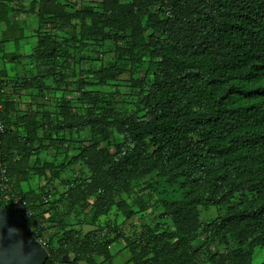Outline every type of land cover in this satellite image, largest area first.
Listing matches in <instances>:
<instances>
[{"label": "trees", "instance_id": "trees-1", "mask_svg": "<svg viewBox=\"0 0 264 264\" xmlns=\"http://www.w3.org/2000/svg\"><path fill=\"white\" fill-rule=\"evenodd\" d=\"M41 1L55 9L39 15L36 44L24 55L39 67L54 64L66 46L72 48V59L64 58L62 69L71 62L86 76L80 45L112 42L119 45L114 64L97 70L89 65L87 75L97 76L93 87L106 86L144 59L151 80L141 84L133 112L108 117L95 112L100 99L89 90L92 84L77 79L81 96L76 104L86 108V115L60 108L59 120L52 117L57 108L47 111L50 103L33 106L32 100V110L14 116L15 103L5 99L15 92H6L3 87L11 83L0 80L5 126L0 162L8 195L24 198L33 217L24 221L2 201L0 208L17 216L32 238L31 229L43 225L36 200L38 207L48 206L56 197L63 208L80 207L96 219L99 234L84 237L65 223L49 227L54 232L45 247V264L64 263L69 256L70 264H97L95 258L107 260L122 250L129 252L124 264H252L254 250L264 248V0H70L62 7L60 0ZM62 26L77 27L78 35L64 37ZM61 36L63 45L55 41ZM9 59L20 62L21 56ZM36 80L26 79L22 87L30 89ZM85 128L94 138L79 145L73 161L82 169L71 180L52 184L35 200L31 191L19 190L17 184L27 179L18 175L24 169L26 174L35 141L42 151L66 152L59 134ZM152 176L172 188L162 203L163 218L136 234L132 242L142 238L139 250L124 238L123 247L112 250L102 243L109 213L119 212L124 219L134 214L121 197ZM205 203L223 205L224 210L209 222L201 221L198 208ZM166 225L169 230L163 229ZM174 238L179 239L169 244Z\"/></svg>", "mask_w": 264, "mask_h": 264}, {"label": "rangeland", "instance_id": "rangeland-1", "mask_svg": "<svg viewBox=\"0 0 264 264\" xmlns=\"http://www.w3.org/2000/svg\"><path fill=\"white\" fill-rule=\"evenodd\" d=\"M68 1L70 0H60L59 6L62 7L63 4L68 3ZM77 1L87 2V0ZM87 3L89 4V2ZM76 28L62 26L59 30L63 31L64 37L68 38L72 34L78 35V30ZM35 30L36 29L27 37L28 40H22L23 43L21 45L23 46L24 44V46L21 49H17L18 47H16L15 50L8 48V51L14 50L12 54L21 56L20 62H17V60L13 62L12 60L4 61L0 59V62L2 61L0 63V80L11 83L3 88H5L4 90H6V92H11L9 90L12 88L15 92L14 94L19 98L17 99L16 96L11 97V95H6L5 100H8L7 96L10 97L7 102L15 103V106L11 104L14 116L20 117L28 113L29 110H32L29 104L31 100L34 104L33 106L41 107L50 103V105H45L48 107L47 111H54L57 108L55 111L56 115H52L55 120H59L57 112L60 108L67 110L68 114L72 113L75 115L78 111L79 114L77 115H86V108L83 109L81 105L76 104L77 98L81 96L79 93H76L78 89L76 83L77 79H81L86 82V84H92L89 90L93 91V93H97L99 96L100 103L95 109V112H100L105 116L108 115V117H115L121 115L125 116L135 110L141 84L145 83V85H148L147 82L151 80V69L149 68L147 59H144L142 63L137 62L134 66H129L126 73L117 77L116 80L109 82L106 86L96 85L97 87H93V83L97 79V76L93 77L92 75H87V72L90 71L89 65L92 69L95 68L97 70L103 64H114V51L119 45L112 42H106L101 47L94 46L90 42H87L85 45H80L79 49L81 48V52H79V55L81 58L87 60V64H83L85 62L84 60L81 62L82 70L84 69L86 72L85 76L84 73L80 74L77 64L73 63V67H71V62L69 65L67 64V69H62L65 63L63 62L64 58H69L70 61L72 59V57H70L72 48H69V53V50H67L68 47L66 46H64V48L62 46L60 49L61 53L60 56L57 57L56 62L54 64L46 62V66L42 65L39 67L38 62L24 56L29 54L33 49L32 47L36 44L37 39ZM43 32L44 31H42V33ZM63 40L64 38H62V36L60 38H55V41H61L60 45H63ZM121 45L122 44H120V46ZM65 50L68 51L66 57L62 53ZM93 63L98 67L93 66ZM53 71L56 72L54 75L52 74ZM56 74H59V76H56ZM35 77H37L36 83L32 85L30 89L25 90L26 88L22 87L24 80H32ZM44 97L47 99H44ZM0 100L2 99L0 98ZM12 106H14L15 109ZM9 107L8 105V108ZM52 114H54V112ZM12 120L15 121L14 118ZM91 133L92 131L88 128L74 134L67 131L61 132L59 134V140L63 143L64 148H69L66 152L56 151L54 148H48V151H42L38 147L37 141H35L33 144L34 150L27 162L28 167L26 174H23L25 172L24 169L18 175L21 180H24V177L27 179V181L22 182L21 185L20 183L17 184L19 190L22 189L27 191V189L30 188L32 191L30 189L29 191L32 192V196L29 194V197L35 200V198L43 196L44 191L53 186L52 184L57 185L66 179L67 181L71 180L73 175H76L79 170L82 169V165L75 163L73 158L78 153L79 145L90 143V140L94 138H92ZM106 142H102L101 145L103 147L107 146ZM37 168H39L40 173H36L35 170ZM56 174H58L59 177L56 176ZM132 189L134 190L129 195H124L121 198L125 200L128 206L133 208L134 214L128 219H124L119 212L112 211L109 213L107 225L103 226L105 238L102 240V243L108 245L107 247L112 250L119 245L123 247L125 244L123 243V238L124 241L128 239L132 242L137 236L136 234L142 231L144 226L147 224H154L161 216V218H163L165 207L162 203L169 198L168 195L172 188L167 182H159V179L152 176L147 177L135 186L133 185ZM35 204H37L36 210L41 214L40 220L43 222L42 228H44L43 231L48 241H51V234L54 232V229L51 228L49 230V227H54L60 223H65L69 225V227L74 228L79 232L81 237H84L90 232H95L96 234L100 232L98 229L101 226L98 225V222L92 215L87 211H83V208H63L56 197L48 206H41L39 204L38 207V200L35 201ZM222 206L223 205L213 206L206 203L200 205L198 208L200 220L209 222L224 210ZM169 228L170 227L166 225L163 229L169 230ZM177 239L179 238L172 239L169 241V244H175ZM129 246L131 248L138 246L137 250H139V246H142V238L137 237L134 242L129 243ZM195 247L193 249H195ZM216 249L218 252L222 251L220 248ZM128 258V250H122L120 253H117L107 260H104L102 257L95 258V260L97 264H124ZM71 259V256L66 257L65 262L70 263ZM202 261L203 260H201L200 264H208L206 261ZM262 262H264V248L257 247L254 250L252 264H261Z\"/></svg>", "mask_w": 264, "mask_h": 264}, {"label": "crops", "instance_id": "crops-1", "mask_svg": "<svg viewBox=\"0 0 264 264\" xmlns=\"http://www.w3.org/2000/svg\"><path fill=\"white\" fill-rule=\"evenodd\" d=\"M54 9L52 3L41 0H0V59L9 61L15 48L24 46L22 40H28L27 37L38 28L39 15ZM8 48L14 50L8 51Z\"/></svg>", "mask_w": 264, "mask_h": 264}, {"label": "water", "instance_id": "water-1", "mask_svg": "<svg viewBox=\"0 0 264 264\" xmlns=\"http://www.w3.org/2000/svg\"><path fill=\"white\" fill-rule=\"evenodd\" d=\"M47 259L48 253L23 228L21 220L0 208V264H45Z\"/></svg>", "mask_w": 264, "mask_h": 264}, {"label": "built area", "instance_id": "built-area-1", "mask_svg": "<svg viewBox=\"0 0 264 264\" xmlns=\"http://www.w3.org/2000/svg\"><path fill=\"white\" fill-rule=\"evenodd\" d=\"M3 111V105L0 103V113ZM5 126L2 120L0 119V135L4 132ZM0 191H3L0 196V202L8 204L10 209L20 215V217L27 221L33 217V210L28 205V202L18 194L8 195L9 193V181L6 174V170L3 167V164L0 162ZM51 199V194L43 198V203L47 204ZM42 226H35L31 229V232L34 235V240L43 248L47 246V240L45 236H41L39 231Z\"/></svg>", "mask_w": 264, "mask_h": 264}]
</instances>
